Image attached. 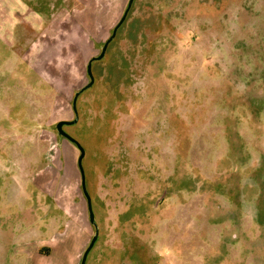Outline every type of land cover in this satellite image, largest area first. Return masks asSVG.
<instances>
[{"label":"rangeland","instance_id":"rangeland-1","mask_svg":"<svg viewBox=\"0 0 264 264\" xmlns=\"http://www.w3.org/2000/svg\"><path fill=\"white\" fill-rule=\"evenodd\" d=\"M0 0V264H264V0Z\"/></svg>","mask_w":264,"mask_h":264},{"label":"water","instance_id":"water-1","mask_svg":"<svg viewBox=\"0 0 264 264\" xmlns=\"http://www.w3.org/2000/svg\"><path fill=\"white\" fill-rule=\"evenodd\" d=\"M133 2H134V0H130L129 1L128 6H127V8H126V10L124 12L123 17L119 21L118 25H116V27L113 29L111 37L105 42L100 55L98 57L92 58L89 61V63H88L87 72L89 73L88 75H89V78H90V82L84 88H82L79 92H77L75 94L74 100H73V104H72L73 110H74V113H75V119L73 121H60L56 125V129H57L58 133L61 136H63L64 138L68 139L70 142L74 143L78 147V149L80 151V156L78 158V167L80 169L81 177H82V189H83L84 195H85V197H86V199L88 201V210H89V215L91 217L90 218V222L93 225H95V214H94L93 208H92V202L93 201L91 200V197H90V195H89V193L87 191V188H86V178H85V173H84V169H83V165H82L83 159L85 157V150L77 142V140H75V138L71 137L69 134H67L64 131V126L72 125V124L77 123L78 118H79L78 117V112H77V100H78L80 94L83 93L84 91L88 90L89 88L91 89L92 85L95 82V78H94L93 71H92V64H93L94 61L102 60L104 58V56L106 55V51H107L110 43L115 39V37L117 35V32H118V29L121 27V25L126 20L127 15H128V13H129V11H130V9L132 7ZM95 227H96V225H95ZM97 238H98V231H96L95 236L92 238L91 243L89 244L88 248L84 252L81 264H86L87 256H88L89 252L92 250L95 242L97 241Z\"/></svg>","mask_w":264,"mask_h":264}]
</instances>
